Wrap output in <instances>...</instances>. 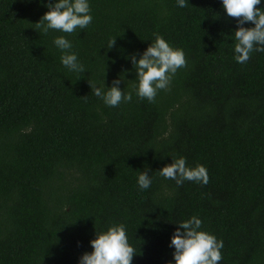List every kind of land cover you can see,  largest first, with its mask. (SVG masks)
<instances>
[{
    "label": "trees",
    "instance_id": "16d2710c",
    "mask_svg": "<svg viewBox=\"0 0 264 264\" xmlns=\"http://www.w3.org/2000/svg\"><path fill=\"white\" fill-rule=\"evenodd\" d=\"M55 2L0 0V264H79L117 224L132 264H175L172 235L192 216L223 241L219 264H264V52L236 61L222 0H88L86 28L45 34L35 23ZM155 34L187 66L149 102L130 57ZM58 36L84 73L62 64ZM116 79L132 99L111 107L90 84ZM179 157L209 182L159 175Z\"/></svg>",
    "mask_w": 264,
    "mask_h": 264
},
{
    "label": "clouds",
    "instance_id": "9594fccd",
    "mask_svg": "<svg viewBox=\"0 0 264 264\" xmlns=\"http://www.w3.org/2000/svg\"><path fill=\"white\" fill-rule=\"evenodd\" d=\"M179 7H187L188 0H177ZM261 0H222L227 15L235 18L237 29L234 31L235 59L238 63H246L253 51L264 52V10L258 7ZM48 11L35 23L36 27L47 34L49 29L73 33L77 28L84 29L92 22L88 0H56L47 5ZM254 27H244L246 23ZM116 43V38L109 42V49ZM54 44L64 53L61 62L71 71L84 73V66L78 57L71 52L72 44L64 36L54 39ZM136 70L138 86L137 96L149 102H155L159 90H167L177 70L187 66L183 49L172 47L161 35L155 34V41L137 59L130 57ZM121 79L112 81L107 91L91 86V91L111 107L118 106L122 101L130 102L131 92L125 93L120 87ZM86 97V96H84ZM171 164L160 169L159 175L165 179L174 180L181 186L185 180L206 185L209 175L206 167L197 164L194 168L186 165V158H172ZM148 171H141L138 185L141 189L151 186ZM170 247H174L173 258L175 264H219L222 260L221 249L223 241L203 230L202 221L192 216L190 219L177 224ZM92 252H85L79 259V264H132L136 254L129 244L124 224L113 225L106 232L97 233L90 241ZM172 264V262H168Z\"/></svg>",
    "mask_w": 264,
    "mask_h": 264
}]
</instances>
